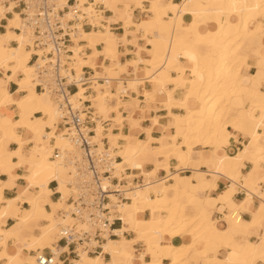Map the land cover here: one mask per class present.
<instances>
[{"label": "bare ground", "instance_id": "1", "mask_svg": "<svg viewBox=\"0 0 264 264\" xmlns=\"http://www.w3.org/2000/svg\"><path fill=\"white\" fill-rule=\"evenodd\" d=\"M144 2L149 4L148 8L143 6ZM96 4L102 5L100 11L95 9ZM132 5L152 16L135 24L132 21ZM84 10L104 23L100 24L101 28L84 31L74 39L69 65L76 75L81 73L83 67H88L95 73L88 78L91 92L86 95L87 88L78 84V91L71 100L74 106L85 100L90 101L93 108L92 119L95 122L93 139L101 143V139L106 137L109 151L121 158L114 175L120 181L128 182L121 190L127 201L116 204L117 199L111 198L115 203V216H120L123 222L119 234L129 230L135 235L133 241L125 237H121L120 241L106 238L102 244L104 251L113 259L115 253H122V244L143 241L151 256L150 264H184L192 250L199 253L194 252L191 257L198 260L199 254L202 255L203 264H222L221 259L208 256L206 251L209 244H215L217 247L231 249L238 264H264V236L258 243L248 239L240 243L233 235V231L238 230L241 224V233H246L251 225L262 228L264 232V201L261 200L254 211L252 223H241L237 211L224 212L228 228L219 230L206 222L209 214L206 206L194 208L192 214L187 213L195 187L182 184L179 174L182 169L196 165L192 152L197 147H210L209 155L212 158L215 148L222 143L221 132L226 128L233 132L243 131L251 145H257L264 137V92L257 89L260 83L258 81L252 80L249 86L243 83L242 74L243 68L251 67L245 53L248 44L254 45L258 59L264 57V24H261L264 19V0H181L179 3L172 0H94ZM106 11L110 15L102 14ZM2 17L7 18L0 10V18ZM120 22L121 35H117L112 32L111 25ZM17 26L18 15L14 13L5 26L6 32L0 34V68L12 72L7 80L17 73L22 75L16 83L18 92L23 91L25 94L17 97L9 93L7 85H0V107L14 104L17 108L14 119H0V158L5 157L4 146L10 141L18 143L19 149L9 153L16 156L18 161L8 163L7 167L11 171L13 167L25 164L28 173L23 175L26 184L16 197L3 199L0 187V222L11 217L17 220L19 228L30 231L38 216L42 215L48 221L46 225L39 227V235L30 236V241L20 236L27 251L50 245L55 234L58 240L59 226L72 221L67 213H63L68 206V168L53 154L55 149L64 150L70 146L62 137L65 130L56 125L59 114L56 102L48 94L34 89L33 66L29 61L36 51L27 47L28 39L22 32L15 33L12 30ZM130 27L142 32L141 40L144 44L133 43L135 58L121 63L120 47L129 42L127 29ZM11 40H15L17 45L11 46ZM80 40L84 44H77ZM85 47L91 49L88 56L82 55ZM99 56H103L110 64H97ZM98 69L104 71V76L100 75ZM111 84L114 85L115 92L111 90ZM168 85L173 87L169 89ZM139 87L143 90L147 108L155 95L162 98L159 103L164 107L168 120L156 116L146 120L136 117L138 111L145 112L135 104ZM148 87L150 90H147ZM177 89L184 90L182 97L178 99L173 95ZM252 97L257 99L258 114H255L256 108L252 103L244 106V102ZM111 99L115 101L114 105L109 103ZM172 109L183 113L174 114ZM123 110L128 114L126 117ZM36 112L41 113L42 117L34 118L28 123L22 120ZM103 121H109V127L105 128ZM143 121L151 124L145 131V140L135 135L143 130ZM155 127L162 132V137L158 139L151 137V130ZM17 128L26 129L27 133L32 134L33 147L29 157L21 154L24 142L15 134ZM171 130L174 132L171 133ZM51 139L55 140L53 147L49 145ZM178 148L182 150H177ZM244 153L214 156L213 170L202 171L195 167L192 177L198 182L203 181L206 175H210L213 181L233 180L245 159ZM160 158H165L164 163H161ZM150 165L153 167L148 169ZM254 166L258 173L262 171L261 182L264 183L261 163L256 161ZM127 170L130 171L129 174L125 172ZM160 172H164L165 177L158 178L157 174ZM252 175L242 185L246 194L239 210L248 209L247 203L254 196L264 199V190L258 186L252 187ZM137 177L143 178L141 184L132 183ZM50 181L57 182L55 191L60 194L55 202L48 197ZM167 181L170 182L166 183ZM232 187L238 188L235 183H232ZM34 189L35 196H23ZM24 202L28 203L29 209L20 207ZM45 204L51 208L50 213L46 211L48 214H44ZM146 211L149 212V218L143 217ZM7 231L0 230L3 240L9 234L15 236V232ZM165 236L180 241L187 237L188 242H167ZM1 244L4 245V242ZM162 256L168 258V263L162 262ZM80 257L77 264H84L86 254L83 253ZM21 258L23 259L21 250L5 248L0 264H15ZM23 261L34 264L33 257H25ZM230 262L226 264H232ZM53 264H56V259ZM92 264H95L94 261ZM110 264L117 263L112 260Z\"/></svg>", "mask_w": 264, "mask_h": 264}, {"label": "built area", "instance_id": "2", "mask_svg": "<svg viewBox=\"0 0 264 264\" xmlns=\"http://www.w3.org/2000/svg\"><path fill=\"white\" fill-rule=\"evenodd\" d=\"M93 1L0 0V10L5 17H13L14 13L18 15V26L12 29L26 36L28 48L40 52L32 53L29 61L33 66L34 89L48 94L56 102L59 113L56 125L65 130L62 137L70 146L53 152L54 157H59L68 168V206L63 213L72 219L67 225L59 226L57 243L62 242L65 247L72 248L77 259L83 253L99 255L106 238L118 237V230L113 227L122 221L115 216V203L111 197L117 199L116 204L127 201L121 190L128 182L120 181L114 175L121 158L109 151L106 137L101 139V143L93 139L95 122L90 101L74 106L71 100L78 91V84L87 88L86 95L91 92L88 78L92 70L83 67L76 75L69 64L74 39L84 31L101 28L100 24L104 23L84 10ZM94 7L100 11L102 5ZM1 20L6 21V18ZM82 43L81 40L77 42ZM108 124L109 121H103L105 128ZM132 183H138V179H133ZM57 255V247L55 251L48 248L47 254L43 249H37L33 251V262L53 264Z\"/></svg>", "mask_w": 264, "mask_h": 264}, {"label": "crops", "instance_id": "3", "mask_svg": "<svg viewBox=\"0 0 264 264\" xmlns=\"http://www.w3.org/2000/svg\"><path fill=\"white\" fill-rule=\"evenodd\" d=\"M172 1L174 3H179L181 0H172ZM144 3H147V2H144ZM133 8L135 10H134V13L132 14V17L135 15L136 11H138V10L140 11V13H142L141 9H137L134 6H133ZM149 14H151V13H149ZM149 14L145 13V16L151 17V16H149ZM105 15H110V13L105 14ZM2 18H0V19H2ZM10 18H12V17L6 18L7 22L4 20H0V34H3L6 32L5 26L8 25V19H10ZM139 21H137V22H139ZM262 23L264 24V19H262L261 24ZM117 24H118V26L112 27V25H117ZM112 25H111L112 30H117L118 32L116 34L121 35V30H120V27L122 26L121 22L120 23H114ZM263 27H264V25H263ZM127 31L129 34V36H128L129 42L126 44H121L120 56H119V60L121 63H123L125 61H129V60H133L135 58V55L133 54V51H134L133 43L134 42L139 44V45L144 44L143 40H141L142 35L141 36L139 35L140 39L134 37V35L132 33L134 31L133 27L128 28ZM138 31L139 30H137L135 32V34ZM139 32H141V31H139ZM15 33H17V32H15ZM138 34H140V33H138ZM13 41H15V40L10 41V45L16 46L17 45L16 41L15 42H13ZM147 47L150 48V46H147ZM85 48L89 49L88 47H85ZM83 50H82L83 56H88L91 54V49H89L87 52H84ZM245 53L248 55V62L251 63L250 68H252V71L254 73L251 71L250 68L249 69L243 68L242 69V74L244 76V82L243 83H245L246 85L249 86V85H251L252 80L258 81L260 83L257 85V89L260 92H264V57H259L260 59H258L257 51H256L254 45H252V44L251 45L248 44V47L246 48ZM96 62H97V64H100V63L103 64L104 63L103 65H105V66H108L110 64V62L108 60L104 59L103 56H99ZM9 65H12V63H9ZM92 71H93V73L91 75H94L95 71L94 70H92ZM101 71L102 70L98 69V72H101ZM129 71H130V69H129ZM11 76H12V72L9 69H7L5 71L2 68H0V85H7V89L9 91V93L12 95H16L17 97L23 96L25 94V92H23V91L18 92V86L16 83V81L22 77L21 74L17 73L13 78H11L10 80H7V77H11ZM167 87L169 89H171L173 87V85H168ZM111 90L114 91V88L112 87ZM147 90H150V88L148 87ZM35 91L38 92L37 90H35ZM142 92H143L142 88L139 87L138 88V96L136 99H138L139 102H141V104H140L141 106H143V107L145 106V107L140 108L137 106L136 102H135V104H136V107L138 109H142L143 111L145 110V112L140 113V111H138L136 113V117L138 118V116L143 115L142 119L146 120L149 117L156 116V117L162 118L165 121L168 120L167 117H165V115L167 113L164 110V107L159 103L162 101V98L159 97L158 95H155L153 97L152 103L149 104V106L147 108V105L144 101V96L142 95ZM173 95L177 99L181 98L182 97L181 96V90L180 89L175 90ZM112 101H113V99H111L109 103L111 104ZM153 102H155V103H153ZM240 102H242V101H240ZM245 102H244V106L248 105L249 103H252L255 108L257 107L256 106V104H257L256 97H252L251 100L247 101V104H245ZM171 111L175 114H181L182 113L178 109H172ZM258 112H259V110L256 108L255 114H258ZM34 115H35V117H34ZM16 116H17V108L14 104L3 105L2 107H0V119L1 118H2V120L4 118L14 119ZM40 117H42L41 113L36 112L32 116L24 117L22 120L25 123H28L32 119L40 118ZM142 119H140V120H142ZM150 125L151 124L149 122H145V121L141 122V127L143 128V130L135 133V135L138 138L145 140V138H146L145 131L150 128ZM47 129H49V128H46V130ZM15 132H16L15 133L16 135L21 137L22 142H24V144L21 147V154L24 157L25 156L29 157L30 152H31L30 149L33 147V142L31 141L32 134L27 133V130L23 129V128H17V129H15ZM221 136H222V143L215 148V155H214L215 157H221V156L223 157V155L225 156L228 153L229 154H235V153H239V152L242 153L243 151L245 152L244 153L245 159L241 163L239 173L236 175V177L233 180H231V179H217V180L213 181L212 177L210 175H206V177L203 179V181L198 182L196 179H194L192 177V174L194 175V173H193L194 169L193 168H195V167H197L198 169H201L202 171L213 170V166H214L213 157L214 156L212 158H210L212 156V155H209L210 147L203 148V149L199 148V147L195 148L192 152V157H193V162L196 165H193L194 167H188L186 169H182L179 172V174H180V182L182 184H184L186 187L188 184H189L188 187L190 185H193L195 187L194 195H196V196L193 195L194 197L192 196V198L189 200V207L187 209V213L192 214L194 208L206 206L209 210V214H208L206 222L211 226H215L219 230H226L228 228V223L226 221V216H225L224 212L237 211V215H238L241 223H243V224L244 223L245 224L252 223V221L254 220V217H255L254 211L256 210L258 205L260 204V201L261 200L264 201V199H259V198L254 196V198H252L251 201L247 203L248 209L239 210L240 203L245 200L246 190H244L245 188H243L242 185L245 183V179L247 177H249L251 174H253L252 175L253 176L252 187L255 188L258 186L259 189H261L262 191L264 190L263 189L264 183L261 182V177H263V174L261 173L262 171L261 172L259 171V173H258V171L255 169V166H254V162L258 161L261 163V169L264 171V137H262L258 141L257 145H251L250 139L246 136V134L243 131L233 132L231 129H225L221 132ZM151 137H153L155 139L162 137L161 130L158 129V127L153 128L151 130ZM120 142H122V141H120ZM54 144H55V140L51 139L49 142V145L50 146L52 145V147H53ZM154 145H156V144H154ZM245 145L247 146L246 149L244 148ZM259 148H261L262 151ZM17 149H19V144L16 142L10 141L6 146H4V151L6 152L5 157L0 158V163H1L0 164V187H2V197L5 200L12 199V198L16 197L18 195L19 191L21 190V188L24 187L26 184L25 180L23 179V175H26L28 173V167L25 164H21L18 167H13V169L11 171H9L8 167H7L8 163L12 164V163H16L18 161V159H16L17 158L16 156L9 155V153H12V152L16 151ZM200 159H202L203 161ZM197 161H199V162H197ZM198 164H199V166H198ZM148 167H150V166H148ZM148 169H151V168H148ZM127 171L128 172H126V173L129 174L130 171L129 170H127ZM160 173H164V172H160ZM188 178H190V179H188ZM137 179H140L143 182V178L137 177ZM232 183H235L238 186V188L233 189ZM56 186L57 185H55L54 181H50L48 184V190L50 192L48 197H49V200L52 202L57 201L58 198L60 197L58 195L59 193H57L55 191ZM34 192L36 193V189L32 190L29 193H25L23 196L25 198L33 197V196H35ZM20 207L24 208V209L30 208V206L26 202L21 203ZM44 210H45L44 214H48L47 212H49V213L51 212V208L48 204L44 205ZM143 217L149 218L150 217L149 212L146 211ZM47 223H48V221H46L42 215H41V217L38 216V220L35 223H32V230L29 231V230H24L21 227L19 228L17 226V220L16 219H13L11 217L5 218L4 221L0 222V230H2L4 232H6L8 230L7 232H10V233L15 232V236L14 235L10 236V234H9L6 237L7 239L5 238V240H3L1 235H0V239H1L0 240V257L2 256L3 250L5 248L8 250H12V249L21 250L24 257L32 258L33 257V251H35L37 249H43V252L45 254H47L48 248H51L52 250H54V249L56 250V247H57L58 255L56 257V264H59V263L60 264H77V262L80 259H77L75 257V255L72 251V248L65 247V245L62 242H58V243L56 242L57 241L56 234L53 235L54 241L50 245H44L43 248L42 247H36L34 249L31 248V249L25 251L24 244L19 239L20 236H24L25 239H27V241H30V238H31L30 236L31 235L32 236L33 235L34 236L39 235L40 234V233H38V231L40 232L39 227L44 226ZM241 225L238 226V230L233 231L234 239L240 243H243L246 239L253 241L254 243H258L262 239V237L264 236L263 229L256 226V225H251L246 233H241V231H240ZM122 227H123V222H122V224L119 222L115 223L113 228L115 230H118V231H116V233L118 234V237L111 238L110 239L111 241H120L121 237H123V238L125 237V239L132 240V241H133V239H135V235L129 230L124 231L122 233V235H120L119 231L122 229ZM164 239L167 242L173 241V242H176L177 244H186L188 242L187 237H183L181 239V241L178 239L168 237V236H165ZM2 242H4V245L1 244ZM53 244L55 246H53ZM102 247H103V245H102ZM121 250H122V253H115L113 255V259H112V256L108 252H105L104 247H103V251L101 253H99V255H87L86 254V259H85L84 264H92L93 261L95 264H110L112 262V260H114L117 264H150L151 263V256H150L148 247L145 245V243L143 241H138V242L136 241V242L131 243V244H125L124 243V244H122ZM153 251H155V250H153ZM206 251L208 253V256L218 257L219 259H221L222 264H226L227 262L229 263L230 261H231L230 263H232V264H238V262L236 260V256L231 254L232 253L231 249H228V248L226 249L225 247H221V246L217 247V245H215V244H209L206 247ZM194 252L199 253V251H193V250L189 253V255L187 256V261L189 262V264H203V259L201 258L202 255L199 254L198 260H195L191 257ZM128 253H131V254H128ZM161 259H162L163 263H168V261H169L168 258H166L164 256H162ZM20 263L26 264L22 258L17 259V261H15V264H20ZM255 264H261V263L256 262Z\"/></svg>", "mask_w": 264, "mask_h": 264}, {"label": "rangeland", "instance_id": "4", "mask_svg": "<svg viewBox=\"0 0 264 264\" xmlns=\"http://www.w3.org/2000/svg\"><path fill=\"white\" fill-rule=\"evenodd\" d=\"M143 6L146 8L147 6L149 7V4H147V3H144L143 4ZM147 7V8H148ZM102 8V7H101ZM132 9H134L133 8V5H132ZM101 10V9H100ZM135 10V9H134ZM134 10H133V13H134ZM147 14V13H146ZM149 16H152V14H149ZM133 19H132V21L135 23V24H139L140 22H141V19H143V18H150V17H146L145 16V13H140V11L138 10V11H136V13H135V15L132 17ZM140 20V21H139ZM137 21H139V22H137ZM116 26H118V24L117 25H114V26H112V27H116ZM134 28V31L132 32L133 33V35H134V37L135 38H139L140 39V36L142 35V32H137L136 34H135V32L137 31V29L135 28V27H133ZM112 32L113 33H117L118 31L117 30H112ZM138 33H140V34H138ZM137 34H138V37H137ZM140 35V36H139ZM144 42V41H143ZM135 43V42H134ZM149 48V47H148ZM100 73V75H103L104 76V71L102 70L101 72H99ZM125 77L127 76V75H124ZM114 88V91L113 92H115L116 90H115V87H114V85L113 84H111V88ZM182 92H184V90H181V96L183 95V93ZM142 95H143V92H142ZM138 96V95H137ZM126 99H128V98H126ZM136 103H137V106L138 107H140V108H144L143 106H141L140 104V102H139V100L138 99H136V101H135ZM115 102H114V100L112 101V105L114 104ZM245 104H247V101L245 102ZM182 112V111H181ZM122 113H123V115L125 114V117L128 115L127 114V112L126 111H122ZM183 113V112H182ZM181 113V114H182ZM175 114V113H174ZM142 119L143 118V115H140V116H138V119ZM107 127H109V126H107ZM106 127V128H107ZM226 129H229V128H226ZM174 131L173 130H171V133H173ZM180 140L178 139L177 140V142H179ZM177 150H182V148L180 149V148H178ZM160 161H161V163H164V161L163 160H165V158H160L159 159ZM153 167V165H150V167H148V168H152ZM165 173H159V174H157V176H158V178H161V177H165ZM170 181H167L166 183H169ZM138 183L139 184H141L142 183V180H140V179H138ZM151 196L153 197V195L151 194ZM36 233V232H35ZM53 246H55L54 244H53ZM23 259H25V257L23 256ZM27 263V262H26ZM184 264H188V261L187 260H185V263Z\"/></svg>", "mask_w": 264, "mask_h": 264}]
</instances>
